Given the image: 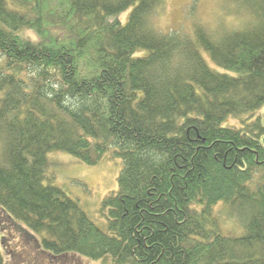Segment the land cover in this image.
<instances>
[{"label": "trees", "instance_id": "1", "mask_svg": "<svg viewBox=\"0 0 264 264\" xmlns=\"http://www.w3.org/2000/svg\"><path fill=\"white\" fill-rule=\"evenodd\" d=\"M218 1L232 27L165 33V0H0V209L51 264H264V0ZM110 150L103 230L45 181Z\"/></svg>", "mask_w": 264, "mask_h": 264}, {"label": "rangeland", "instance_id": "2", "mask_svg": "<svg viewBox=\"0 0 264 264\" xmlns=\"http://www.w3.org/2000/svg\"><path fill=\"white\" fill-rule=\"evenodd\" d=\"M165 9L154 23L162 32L177 31L191 33L195 25L201 24L211 32L221 31L222 25L232 27L230 19L221 20V2L218 0H165ZM131 11V10H130ZM122 15L125 21L129 12ZM221 15V17H220ZM236 24V23H235ZM204 58L212 69L218 68L210 57L203 53ZM1 60V59H0ZM264 116V107L256 114ZM255 116V117H256ZM264 119V117H263ZM230 125L238 126V120L230 117ZM51 162L45 185L52 184L62 189L66 195L76 200L89 217L103 230L107 228V212L102 210V203L106 197L118 190V179L123 169V161L114 156L112 150L97 165L90 166L82 163L74 156L54 151L49 154ZM222 205V204H221ZM221 208V207H220ZM222 220L225 228L231 230L234 220L227 214L226 207L222 208ZM6 215L0 209V239L1 252L5 264H51L49 255L41 252L39 238L32 232L25 231L17 224L9 225ZM47 256L43 258L42 256ZM54 259L53 264H113V257L108 255L104 259H92L77 253L66 254L62 258ZM47 261V262H46Z\"/></svg>", "mask_w": 264, "mask_h": 264}]
</instances>
